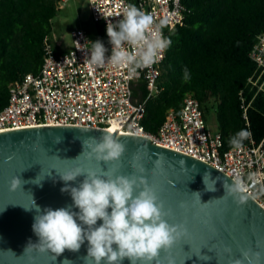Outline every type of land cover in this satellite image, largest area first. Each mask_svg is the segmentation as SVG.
I'll use <instances>...</instances> for the list:
<instances>
[{
  "label": "water",
  "instance_id": "water-1",
  "mask_svg": "<svg viewBox=\"0 0 264 264\" xmlns=\"http://www.w3.org/2000/svg\"><path fill=\"white\" fill-rule=\"evenodd\" d=\"M104 134L113 135L125 145L118 161L105 164L89 156L87 145L93 143L90 138L99 139ZM158 157H162V163L154 166ZM76 168L98 174L101 168L115 169L116 174L130 178L144 176L163 206L164 219L186 229L171 247L160 251L156 260L138 264H234L242 251L261 253L260 264H264V209L248 194L242 205L232 197L221 198L223 182H232L228 175L146 136L72 125L0 132V264H63L65 259L72 264H85L87 241L78 252L66 249L56 256L49 250H39V238L32 229L37 214L34 202L41 211L73 204L70 193L61 191L65 183L60 174ZM205 172H210L212 178L221 177L215 184L216 191L205 190ZM13 177L21 179V186L14 190ZM83 179L79 176L69 184L78 187ZM30 208L33 209L26 210ZM72 211L78 209L73 207ZM101 223L97 221V226ZM122 264L130 261L125 259Z\"/></svg>",
  "mask_w": 264,
  "mask_h": 264
},
{
  "label": "built area",
  "instance_id": "built-area-1",
  "mask_svg": "<svg viewBox=\"0 0 264 264\" xmlns=\"http://www.w3.org/2000/svg\"><path fill=\"white\" fill-rule=\"evenodd\" d=\"M94 23L104 25L122 19L129 0H87ZM136 7L153 16L163 37L181 24L187 12L183 0H135ZM70 48L57 53L54 42L45 39V56L36 73H27L12 82L7 104L0 110V132L36 126H84L112 129L125 134L146 136L152 142L197 158L217 168L232 180L241 177L248 195L264 209V136L250 140L240 149L223 148L218 132H211L199 102L186 95L178 111L169 109L156 133L145 130L142 120L145 103L159 93L158 81L165 50L149 68L129 70L109 63L92 66L88 61L91 39L76 28L70 31ZM59 44V43H57ZM255 68L247 78L244 90L253 97L264 95V30L256 37L250 51ZM144 82L146 97L133 100V86ZM244 91H241L242 95ZM244 115L247 106L243 107ZM251 177V178H250Z\"/></svg>",
  "mask_w": 264,
  "mask_h": 264
},
{
  "label": "trees",
  "instance_id": "trees-1",
  "mask_svg": "<svg viewBox=\"0 0 264 264\" xmlns=\"http://www.w3.org/2000/svg\"><path fill=\"white\" fill-rule=\"evenodd\" d=\"M63 1L0 0V110L7 104L9 85L40 69L51 20ZM129 3L136 6L135 0ZM183 3L187 10L183 21L165 36L171 44L161 64L159 93L145 103L143 127L156 133L166 112L178 111L190 95L198 100L206 122L214 113L223 148H230V138L242 129L252 134L243 144L259 142L264 136V95L253 97L244 88L255 68L250 51L264 30V0ZM94 26L97 40L109 49L104 25ZM132 92L134 101L144 100V82L136 83Z\"/></svg>",
  "mask_w": 264,
  "mask_h": 264
},
{
  "label": "clouds",
  "instance_id": "clouds-1",
  "mask_svg": "<svg viewBox=\"0 0 264 264\" xmlns=\"http://www.w3.org/2000/svg\"><path fill=\"white\" fill-rule=\"evenodd\" d=\"M106 34L111 45L110 55H106L109 50L100 40L91 41L87 62L92 66H103L107 62L131 71L149 68L171 44L163 37L160 27H154L153 16L132 4L123 8L122 19L115 24H107ZM184 73L187 79L186 68ZM251 135L250 131L242 129L230 138L229 144L232 148L240 149L243 141ZM90 139L93 143L87 145L89 156H94L98 162L108 164L118 161L125 152V145L111 134ZM83 146H86V142H83ZM161 163L162 157H158L154 166ZM192 169L196 170L195 165ZM139 171H144L142 165ZM116 172L115 169L101 168L98 174L94 170L85 172L76 168L60 174V179L65 183L61 191L70 193L73 204L67 208H46L41 211L34 202L33 208L37 214L32 229L39 238L40 251L49 250L56 256L66 249L78 252L87 241L85 264H122L125 259L130 264H138L140 261L156 260L162 249L171 247L176 239L185 234L183 226L170 225L164 219L163 206L158 203L153 188L144 176L130 178ZM79 176L84 177L83 181L78 187H72L69 182ZM220 179L219 176L212 178L210 172H205V190L216 191L215 184ZM18 186H21V179L13 177L11 189ZM223 188L224 196L221 198L232 197L239 205L248 199V186L239 176L231 183L225 180ZM195 194L200 196V193ZM73 207L78 212L72 211ZM97 221L102 223L97 226ZM261 259L259 252L252 254L242 251L234 264H260ZM66 262L72 264L68 259L63 264Z\"/></svg>",
  "mask_w": 264,
  "mask_h": 264
},
{
  "label": "rangeland",
  "instance_id": "rangeland-1",
  "mask_svg": "<svg viewBox=\"0 0 264 264\" xmlns=\"http://www.w3.org/2000/svg\"><path fill=\"white\" fill-rule=\"evenodd\" d=\"M51 25L50 39L54 44L60 43L62 47L71 44L70 31L76 28L85 30L91 41L97 40L87 0H64V5L60 4L56 16L51 20ZM206 123L211 132L217 130L214 113L208 115Z\"/></svg>",
  "mask_w": 264,
  "mask_h": 264
},
{
  "label": "crops",
  "instance_id": "crops-1",
  "mask_svg": "<svg viewBox=\"0 0 264 264\" xmlns=\"http://www.w3.org/2000/svg\"><path fill=\"white\" fill-rule=\"evenodd\" d=\"M61 4L62 5H64V1L63 2H61ZM54 48H55V51L57 52V53H64V52H66L69 48H70V45L68 46V47H62L61 45H60V43L59 44H54ZM216 132V131H215Z\"/></svg>",
  "mask_w": 264,
  "mask_h": 264
},
{
  "label": "bare ground",
  "instance_id": "bare-ground-1",
  "mask_svg": "<svg viewBox=\"0 0 264 264\" xmlns=\"http://www.w3.org/2000/svg\"><path fill=\"white\" fill-rule=\"evenodd\" d=\"M108 131L113 132L112 129H108Z\"/></svg>",
  "mask_w": 264,
  "mask_h": 264
}]
</instances>
